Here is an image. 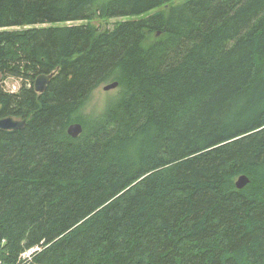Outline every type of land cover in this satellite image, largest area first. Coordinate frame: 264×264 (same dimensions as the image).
Returning a JSON list of instances; mask_svg holds the SVG:
<instances>
[{
	"label": "trees",
	"instance_id": "1",
	"mask_svg": "<svg viewBox=\"0 0 264 264\" xmlns=\"http://www.w3.org/2000/svg\"><path fill=\"white\" fill-rule=\"evenodd\" d=\"M174 1L0 0L3 264H264V0Z\"/></svg>",
	"mask_w": 264,
	"mask_h": 264
},
{
	"label": "rangeland",
	"instance_id": "2",
	"mask_svg": "<svg viewBox=\"0 0 264 264\" xmlns=\"http://www.w3.org/2000/svg\"><path fill=\"white\" fill-rule=\"evenodd\" d=\"M103 1L104 0H96L94 8L96 9L97 6L101 4ZM181 1L182 0H177L167 5L170 6V4H176ZM167 5H165V7H168ZM157 10H164V7L162 6ZM126 20L128 19L127 18H97V17H94L90 21L78 22L76 25L87 24L88 26L92 27L96 31H103L106 29L112 30L116 25ZM48 26L53 27L55 25L50 24V25H46L45 27H48ZM38 27H40V25H38ZM0 83L2 84L3 90L6 92H9V91L18 92L21 87L20 80H17L11 77H6V76H3L0 78ZM116 95H117L116 89L110 90V91H104L103 86H100L93 92L90 100L85 105L83 112H82L83 116L96 117L102 114L106 108L107 103L113 100L116 97Z\"/></svg>",
	"mask_w": 264,
	"mask_h": 264
},
{
	"label": "water",
	"instance_id": "3",
	"mask_svg": "<svg viewBox=\"0 0 264 264\" xmlns=\"http://www.w3.org/2000/svg\"><path fill=\"white\" fill-rule=\"evenodd\" d=\"M161 36L160 32L154 33L148 42H152L156 39H158ZM55 75V72H52L51 74L48 75H39L34 79L33 82V89L37 94H41L45 91L49 81L53 78ZM1 76V74H0ZM2 77V76H1ZM0 77V78H1ZM118 86L117 82L107 84L103 86L104 91H110L116 89ZM27 123L26 119H14L11 117L7 118H2L0 119V131H15V130H20L25 127ZM67 134L71 138H77L82 134V125L79 123H72L67 127ZM249 183L248 177L245 175H241L237 178L235 181V187L238 190L243 189L247 184Z\"/></svg>",
	"mask_w": 264,
	"mask_h": 264
},
{
	"label": "built area",
	"instance_id": "4",
	"mask_svg": "<svg viewBox=\"0 0 264 264\" xmlns=\"http://www.w3.org/2000/svg\"><path fill=\"white\" fill-rule=\"evenodd\" d=\"M37 249H31L29 251H26L24 253H22L17 261V264H23L24 262L30 260L31 255L33 254L34 251H36ZM0 264H3V262L0 260Z\"/></svg>",
	"mask_w": 264,
	"mask_h": 264
},
{
	"label": "bare ground",
	"instance_id": "5",
	"mask_svg": "<svg viewBox=\"0 0 264 264\" xmlns=\"http://www.w3.org/2000/svg\"><path fill=\"white\" fill-rule=\"evenodd\" d=\"M70 137V136H69Z\"/></svg>",
	"mask_w": 264,
	"mask_h": 264
}]
</instances>
